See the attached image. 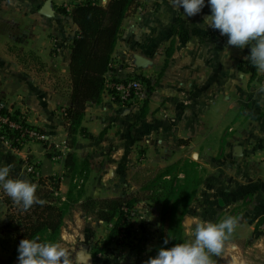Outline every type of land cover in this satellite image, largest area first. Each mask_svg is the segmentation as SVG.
Masks as SVG:
<instances>
[{
    "label": "crops",
    "instance_id": "obj_1",
    "mask_svg": "<svg viewBox=\"0 0 264 264\" xmlns=\"http://www.w3.org/2000/svg\"><path fill=\"white\" fill-rule=\"evenodd\" d=\"M47 1L52 17L40 13ZM79 3L0 0V99L45 134V143L32 144L27 150L47 187H51L50 178L59 179L57 194L63 201L72 181L66 158L73 152L67 146L63 109L71 106L70 60L79 32L72 10ZM209 14L207 5L199 14L186 17L173 0H140L124 21L106 74L103 101L90 104L85 113L83 126L94 138L79 135L74 151L79 162L88 165L89 171L80 177L86 183L85 195L95 198L133 194L139 186L134 177L140 168L196 163L205 173L201 193L196 195L203 205L196 208L186 227V242L193 238L196 223L232 216L238 226L221 255L213 256V264H264V232L258 228L264 219V72L256 69L253 77L250 71L239 69L241 61L250 63L248 51L229 48L227 36L208 29L204 17ZM178 19L180 26H176ZM172 42L174 51L167 57ZM135 55L152 64L136 66ZM132 77L148 80L153 90L147 89L140 107L123 109L111 100L110 84ZM238 146L243 149L241 155ZM2 147L0 143V166H9L16 178L23 168L26 175L21 177L28 180L22 158L25 149L5 160ZM4 196L0 192V219L7 224ZM161 214V204L147 199L130 211L131 239L145 243L149 254L158 244ZM66 219L59 244L69 259L79 244L91 242L88 230L94 234L104 230L106 239L113 226L81 208L79 219ZM5 226H0V233L4 230L7 235ZM99 245L96 241L86 250L93 255ZM112 252L98 253L94 264H127Z\"/></svg>",
    "mask_w": 264,
    "mask_h": 264
},
{
    "label": "trees",
    "instance_id": "obj_2",
    "mask_svg": "<svg viewBox=\"0 0 264 264\" xmlns=\"http://www.w3.org/2000/svg\"><path fill=\"white\" fill-rule=\"evenodd\" d=\"M140 0H109L101 4L96 0H84L74 6L72 18L79 27L78 35L72 43L70 60L71 75V106L67 109L66 130L68 134L67 146L70 150L66 158L67 175L72 178L65 201L57 194L59 179H51V187H47L41 177L37 189V196L44 201L43 204H34L25 211L21 206L9 212L6 224L7 237L14 239V248L4 264H18V246L25 238L39 237L43 241L59 242L68 215L70 201L79 198V206L83 213L93 215L97 220L112 223L113 227L102 248L93 253L104 252L105 248L112 247L113 242L119 241V235L127 230L131 238L129 215L131 209L141 199H147L161 204L162 214L160 220V239L151 253L157 255L162 246L171 247L175 243H182L184 227L181 219L176 218L179 201L186 207L196 197L199 181L192 186L189 171L184 172V179L180 180L178 174H172L174 166L165 169L160 175L144 188L141 193L125 194L116 197L95 198L86 196L83 186L78 184L86 171H89L86 162H79L75 153L78 136L84 135L89 139L94 136L87 132L83 120L87 107L90 104H101L105 93L106 74L110 70L111 61L116 50L117 42L123 29V24L131 10L138 6ZM181 25V19L176 26ZM248 53L250 49L246 48ZM174 51V42L167 48V57ZM168 60H166V63ZM248 66V67H247ZM241 71H250L254 77L256 68L247 61L239 64ZM143 79V78H142ZM149 92L153 90L148 80L143 79ZM147 102L142 106L143 115L146 113ZM22 149V147H19ZM79 177L76 182L75 178ZM163 179H169L164 181ZM9 205L12 199L7 196ZM125 209H128L127 212ZM264 220V219H262ZM169 238L168 245L164 240ZM150 257V258H151Z\"/></svg>",
    "mask_w": 264,
    "mask_h": 264
},
{
    "label": "clouds",
    "instance_id": "obj_3",
    "mask_svg": "<svg viewBox=\"0 0 264 264\" xmlns=\"http://www.w3.org/2000/svg\"><path fill=\"white\" fill-rule=\"evenodd\" d=\"M186 17L199 14L207 5L210 14L204 17L207 28L227 36L229 48L250 49L252 66L264 72V0H173ZM0 188L25 211L34 204H43L34 183L11 175L9 166H0ZM238 226L235 217L218 222L195 224L193 238L187 242L162 246L146 264H213V256L223 252L225 241ZM170 239L164 240L168 245ZM18 264H69V255L58 242L25 238L18 246Z\"/></svg>",
    "mask_w": 264,
    "mask_h": 264
},
{
    "label": "rangeland",
    "instance_id": "obj_4",
    "mask_svg": "<svg viewBox=\"0 0 264 264\" xmlns=\"http://www.w3.org/2000/svg\"><path fill=\"white\" fill-rule=\"evenodd\" d=\"M32 144H39V142H30L28 145H26L25 147H23L25 149L24 151V156L22 157L24 159L25 162V166L24 169L27 172V177H28V181L32 182L35 184V186L38 185V179L34 178V175H32L31 173H29L27 171V168L29 165H35L37 166L36 160H34L32 158V156H30L29 152L30 150H27L30 148V146ZM3 148V152H2V158H4L5 160L7 158H12V157H17V153L21 152L20 150H15V149H11V148H6L5 146L2 147ZM187 162V163H186ZM186 166L183 165L182 167L179 166H174L173 168V175L174 174H180V180L184 179L185 176L184 172L186 170L189 171V175L192 178V186L199 181V186H198V191L200 190L199 193H201L202 190V185L205 182V173L203 172V170L197 166L196 163H190L188 161H186ZM194 164V165H193ZM169 168V167H167ZM167 168H155V167H144V168H140L137 170L136 175H135V179L137 181V184L139 185L137 189L138 193L142 192V188L146 187L151 181L152 179L156 178V176L160 175L165 169ZM38 171V170H37ZM22 175H26V173L24 172L23 168H22ZM16 174V173H15ZM21 174L17 173L16 175H18L19 178L21 177ZM164 181H168L169 179H163ZM37 182V183H36ZM78 184L84 186L86 185V183H83L81 181V179L78 181ZM136 191V192H137ZM197 191V192H198ZM0 192H4L2 188H0ZM134 192L133 194L135 195ZM4 198L6 200L7 198V194L4 192ZM75 200L70 201V207L68 208V215H67V219L69 222H74L75 220L80 218V206H79V201H78V197L75 195ZM203 204H201V201L199 199V197H195L192 202H190L189 205H187L186 207L183 205L182 201H179V206L177 208V212H176V218L181 219L182 223H183V229H184V237L182 240L183 242H186V238H187V233H186V224H185V219L186 217H192L195 216L197 213V207H201ZM8 212H12L15 211V208H18V205L11 201L10 204L8 205ZM9 217V215H8ZM130 218V216H129ZM128 218V220H129ZM8 220V218H7ZM6 224L4 222L3 219H0V226L4 227ZM113 227V226H112ZM69 223H67L66 225V231H69ZM93 230H88L87 232L89 233V237L91 239L90 243H85L82 242L81 244H79L76 248L77 250H75L72 253V256L70 257V264H76L74 262L75 260V255H76V251L80 250V249H86L88 246H93L95 244V242L97 241V244L101 243V245H99V248H102L104 243L106 242V239L103 238L104 235V230H100V232H98L97 234H94L92 232ZM131 232V231H130ZM6 231L2 230V233H0V243H5V246L0 248V264H4L6 262V260H8L7 258H9V253L12 252L13 248H14V239H10L9 237H7L5 235ZM144 234V233H142ZM141 234V235H142ZM132 235V233H131ZM100 236V239L97 240V237ZM127 236V230H123V232L120 233L119 235V241L117 242V240H115V242H113L112 247L110 248H105L103 253L106 252H111L112 250L115 251V253L112 252V254H115L116 257L120 258V260H125L127 262V264H146V261L151 257V253L150 252V248L147 247V245H145V243H143L142 241H138L135 239H131L126 237ZM140 235H137V237ZM137 239V238H136ZM160 239V232L157 235V243L159 242ZM59 243V242H58ZM94 251L96 249H93ZM94 253V252H93ZM149 255V256H148ZM97 257V256H96ZM13 264H17L16 262Z\"/></svg>",
    "mask_w": 264,
    "mask_h": 264
},
{
    "label": "built area",
    "instance_id": "obj_5",
    "mask_svg": "<svg viewBox=\"0 0 264 264\" xmlns=\"http://www.w3.org/2000/svg\"><path fill=\"white\" fill-rule=\"evenodd\" d=\"M146 95L147 85L142 78L132 77L110 84L109 96L111 100L123 109L140 107ZM63 115H67V109H63ZM46 141L45 134L39 128L16 116L7 103L0 99V143L3 146L20 150L19 147L23 148L30 142L45 143ZM27 171L34 175V178H41L35 165H29ZM258 228L264 232V220L258 223Z\"/></svg>",
    "mask_w": 264,
    "mask_h": 264
},
{
    "label": "water",
    "instance_id": "obj_6",
    "mask_svg": "<svg viewBox=\"0 0 264 264\" xmlns=\"http://www.w3.org/2000/svg\"><path fill=\"white\" fill-rule=\"evenodd\" d=\"M40 13L47 17H52L54 15L51 3L49 1L45 2V4L40 10ZM135 64L140 68H147L149 65L152 64V61L141 55H135ZM236 150L239 152L240 155L243 153V149L240 146H238ZM191 222L192 218L186 217L185 224L187 227L191 225ZM76 262L78 264H94V257L89 252V250H79L76 257Z\"/></svg>",
    "mask_w": 264,
    "mask_h": 264
}]
</instances>
